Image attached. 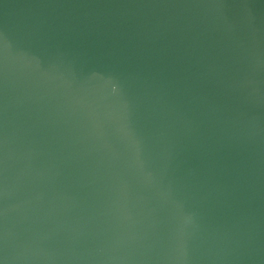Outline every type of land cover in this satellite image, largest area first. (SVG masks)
Masks as SVG:
<instances>
[{
  "label": "water",
  "instance_id": "obj_1",
  "mask_svg": "<svg viewBox=\"0 0 264 264\" xmlns=\"http://www.w3.org/2000/svg\"><path fill=\"white\" fill-rule=\"evenodd\" d=\"M0 264H264V0H0Z\"/></svg>",
  "mask_w": 264,
  "mask_h": 264
}]
</instances>
